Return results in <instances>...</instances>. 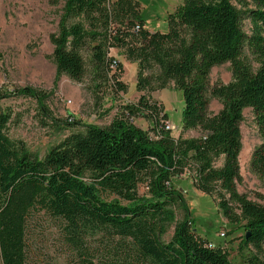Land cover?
<instances>
[{
  "label": "trees",
  "instance_id": "trees-1",
  "mask_svg": "<svg viewBox=\"0 0 264 264\" xmlns=\"http://www.w3.org/2000/svg\"><path fill=\"white\" fill-rule=\"evenodd\" d=\"M245 19L250 35L242 29ZM166 20L167 32H153L135 0L64 1L57 30L49 36L48 58L57 76L81 82L87 72L82 52L88 49L91 94L97 96L106 85L121 95L127 88L120 81L123 65L110 53L116 49L136 64L135 89L141 95L109 126L84 125L83 132L68 135L43 158L7 136L11 116L0 110L1 264H25L26 221L35 210L64 222L70 242L81 246L79 264H233L225 251L196 238L186 215L170 241H162L181 201L173 180L185 172L242 232L238 248L249 252L243 263L264 264V204L237 189L246 108L261 140L250 166L264 187V0H182ZM226 63L231 80L211 86V70ZM170 86L181 91L184 105L177 138L160 128L167 115L150 96ZM19 92L49 114L46 93ZM211 99L221 104L217 113L209 111ZM138 117L152 123L154 138L133 124ZM187 131L200 135L184 138ZM114 238L118 248L101 245L94 252L83 246L90 239Z\"/></svg>",
  "mask_w": 264,
  "mask_h": 264
},
{
  "label": "rangeland",
  "instance_id": "rangeland-1",
  "mask_svg": "<svg viewBox=\"0 0 264 264\" xmlns=\"http://www.w3.org/2000/svg\"><path fill=\"white\" fill-rule=\"evenodd\" d=\"M64 1L0 0V110L8 111L11 116L6 129L7 136L11 140L22 142L37 158H43L49 148L59 144L68 135L83 132L84 125L93 124L101 128L109 126L124 105L136 103L139 98L135 89L136 64L126 61L120 76V81L127 88L125 93L116 95L108 86L103 85L97 96L91 94L93 84L88 49L82 52L87 72L81 82H74L67 76H57L55 66L48 58L53 49L49 36L57 30ZM135 1L138 3L139 15L145 22V27L150 31L163 33L167 32L168 28L167 15L182 3V0ZM251 28V24L245 19L242 23L244 33L250 35ZM110 53L118 61L125 59L118 57L116 49ZM244 53L256 69L254 58L247 48ZM230 80L229 63L211 70V86L216 83L226 84ZM23 88L46 93L48 96L44 105L49 114L43 115L33 98L21 95L19 90ZM167 90L169 92L161 91L158 96L164 99L166 119L174 127V130L169 132L172 136L178 134L181 129L184 105L180 90L172 86ZM220 108L221 104L216 99H211L209 111L215 113ZM242 115L240 181L237 189L251 200L264 204V200L257 196L264 195V187L250 166L252 151L261 140L252 110L246 108ZM133 124L148 131L150 137L154 138L150 128L153 125L145 118H135ZM199 135L198 131H192L184 138ZM173 184L181 193L183 203L179 201L173 207L175 220L167 226L162 241H170L175 224L182 221L186 215L193 221V233L197 239L225 251L233 264H244L243 257L249 252L240 251L238 248L242 232L238 230L237 225L230 224L221 215L216 198L197 190L192 184L189 172L174 179ZM145 193L146 188L140 184L138 194ZM25 229V264H79L77 248L81 246L77 247L70 242L62 220L35 210L28 216ZM111 240L90 239L84 241L83 246L94 252L101 245L109 244L118 248V238Z\"/></svg>",
  "mask_w": 264,
  "mask_h": 264
},
{
  "label": "crops",
  "instance_id": "crops-1",
  "mask_svg": "<svg viewBox=\"0 0 264 264\" xmlns=\"http://www.w3.org/2000/svg\"><path fill=\"white\" fill-rule=\"evenodd\" d=\"M118 57H123V56H118ZM121 63H122V65H123V68H124V62L126 61L125 59H121V60H119ZM127 62V61H126ZM227 84V83H226ZM161 91H167V92H169L167 89H163V90H161ZM161 91H156V92H153V93H151L150 94V96H151V98H153L154 100H157L158 102H160L162 105H163V108H164V105H165V103L163 102V100H162V98L160 97V96H158V93H160ZM138 93V97H140V95H141V93H139V92H137ZM155 93H157L156 95H155ZM221 109V108H220ZM164 111H165V108H164ZM218 112V111H217ZM217 112H215V113H217ZM166 113V112H165ZM189 132H192V131H187V132H185V133H182V136L183 137H185V136H187L188 135V133ZM180 133H181V129H180V131L178 132V134H176V135H172L174 138H177L179 135H180ZM218 165H220V163L218 164Z\"/></svg>",
  "mask_w": 264,
  "mask_h": 264
},
{
  "label": "built area",
  "instance_id": "built-area-1",
  "mask_svg": "<svg viewBox=\"0 0 264 264\" xmlns=\"http://www.w3.org/2000/svg\"><path fill=\"white\" fill-rule=\"evenodd\" d=\"M160 128L163 131H168V132L174 130V127L167 121V119L164 121L162 120L160 121Z\"/></svg>",
  "mask_w": 264,
  "mask_h": 264
}]
</instances>
